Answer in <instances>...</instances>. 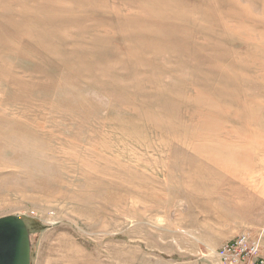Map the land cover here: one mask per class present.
Instances as JSON below:
<instances>
[{"label":"rangeland","instance_id":"rangeland-1","mask_svg":"<svg viewBox=\"0 0 264 264\" xmlns=\"http://www.w3.org/2000/svg\"><path fill=\"white\" fill-rule=\"evenodd\" d=\"M8 216L31 264L264 255V0H0Z\"/></svg>","mask_w":264,"mask_h":264},{"label":"water","instance_id":"water-1","mask_svg":"<svg viewBox=\"0 0 264 264\" xmlns=\"http://www.w3.org/2000/svg\"><path fill=\"white\" fill-rule=\"evenodd\" d=\"M0 264H31L30 232L20 217L0 218Z\"/></svg>","mask_w":264,"mask_h":264},{"label":"built area","instance_id":"built-area-1","mask_svg":"<svg viewBox=\"0 0 264 264\" xmlns=\"http://www.w3.org/2000/svg\"><path fill=\"white\" fill-rule=\"evenodd\" d=\"M263 236L244 233L219 249L209 250L218 264H264Z\"/></svg>","mask_w":264,"mask_h":264},{"label":"crops","instance_id":"crops-1","mask_svg":"<svg viewBox=\"0 0 264 264\" xmlns=\"http://www.w3.org/2000/svg\"><path fill=\"white\" fill-rule=\"evenodd\" d=\"M226 244V243H225Z\"/></svg>","mask_w":264,"mask_h":264}]
</instances>
